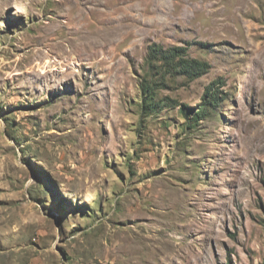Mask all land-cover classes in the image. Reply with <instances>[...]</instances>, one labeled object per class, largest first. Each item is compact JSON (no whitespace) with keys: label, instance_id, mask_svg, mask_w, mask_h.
I'll use <instances>...</instances> for the list:
<instances>
[{"label":"rangeland","instance_id":"1","mask_svg":"<svg viewBox=\"0 0 264 264\" xmlns=\"http://www.w3.org/2000/svg\"><path fill=\"white\" fill-rule=\"evenodd\" d=\"M181 1L0 0V264H264V0Z\"/></svg>","mask_w":264,"mask_h":264},{"label":"bare ground","instance_id":"2","mask_svg":"<svg viewBox=\"0 0 264 264\" xmlns=\"http://www.w3.org/2000/svg\"><path fill=\"white\" fill-rule=\"evenodd\" d=\"M165 1H168V0H165ZM181 1V0H180ZM176 2V1H175ZM181 2H183V1H181ZM185 2H186V0H185ZM195 2V1H194ZM204 2V1H203ZM179 4V3H178ZM190 4H191V2H190ZM193 4V6L195 7V4L194 3H192ZM199 4V3H198ZM173 5V4H172ZM200 5V4H199ZM185 6H186V4H185ZM204 7V6H203ZM158 8V7H157ZM200 8V7H199ZM188 9H189V7H188ZM197 9V8H196ZM192 10H194V9H192ZM107 18V17H106ZM136 18V17H135ZM109 19H111V18H109ZM122 19V18H121ZM102 20H103V18H102ZM105 20V19H104ZM114 20V19H113ZM112 20V21H113ZM120 20V19H119ZM123 20V19H122ZM133 20V19H132ZM78 21H80V20H78ZM117 21H118V19H117ZM135 21H137V19L135 20ZM107 22V21H106ZM83 23H84V19H83ZM103 23V22H102ZM105 23V22H104ZM110 23V22H109ZM138 23V22H137ZM121 24H123V22L121 23ZM135 24V23H134ZM88 25H89V23H88ZM100 25V24H99ZM106 25V24H105ZM108 25V24H107ZM110 25V24H109ZM117 25V24H116ZM129 25H132V24H129ZM92 26V25H91ZM91 26H88L89 28H91ZM113 26V25H112ZM134 26V25H133ZM98 27V26H97ZM111 27V26H110ZM128 27H130V26H128ZM132 27V26H131ZM82 28V27H81ZM101 28V27H100ZM99 28V29H100ZM108 28V27H107ZM113 28V27H112ZM116 28V27H115ZM123 28V27H122ZM127 28V27H126ZM80 29V28H79ZM98 29V28H97ZM117 29H118V27H117ZM121 29V28H120ZM124 29V28H123ZM81 30V29H80ZM83 30H84V27H83ZM105 30H107V29H105ZM111 30V29H110ZM94 31V30H93ZM92 31V32H93ZM99 31H101V30H99ZM113 31V30H112ZM82 32V31H81ZM91 32V33H92ZM95 32H97V31H95ZM103 32V31H102ZM76 33H77V29H76ZM123 33V32H122ZM125 33V32H124ZM83 34H84V32H83ZM96 34V33H95ZM76 36H79V35H76ZM86 36H87V34H86ZM115 37V36H114ZM121 37V36H120ZM80 38H81V36H80ZM83 38V37H82ZM101 38V41H99V39L96 41V40H93L92 41V39L90 38V37H85V38H83L82 40V43L79 45L80 47H85V48H87L88 50L90 49V46H91V43H92V45H94L95 44V42L94 41H96V44H97V46H100L101 48H107V43L109 42V41H111L112 40V34L111 33H108V32H106V33H103V35L100 37ZM95 39V38H94ZM121 39V38H120ZM74 40V39H73ZM76 40H78V39H76ZM117 40V39H116ZM119 41V40H118ZM117 41V42H118ZM72 41H70V43H71ZM114 42V41H113ZM116 42V41H115ZM62 43V42H61ZM63 44V43H62ZM72 45V44H71ZM76 45V44H75ZM115 46V45H114ZM62 49V48H61ZM80 49V48H79ZM82 49V48H81ZM95 49V48H94ZM97 49H99V48H97ZM111 48H109V50H110ZM88 50H86V51H88ZM101 50V49H100ZM107 50V49H106ZM72 51V50H71ZM84 51V50H83ZM75 52V51H74ZM90 52V51H89ZM102 53H103V51H101ZM80 53V52H79ZM83 53V52H82ZM107 53V52H106ZM109 53V52H108ZM85 54V53H84ZM84 54H83V56H84ZM94 54V53H93ZM80 55H82V54H80ZM71 56V55H70Z\"/></svg>","mask_w":264,"mask_h":264},{"label":"trees","instance_id":"3","mask_svg":"<svg viewBox=\"0 0 264 264\" xmlns=\"http://www.w3.org/2000/svg\"><path fill=\"white\" fill-rule=\"evenodd\" d=\"M192 68H194V67L192 66ZM143 92H144V88H143Z\"/></svg>","mask_w":264,"mask_h":264}]
</instances>
